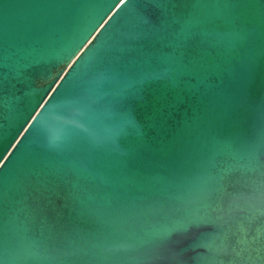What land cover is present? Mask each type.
Listing matches in <instances>:
<instances>
[{
  "label": "water",
  "instance_id": "95a60500",
  "mask_svg": "<svg viewBox=\"0 0 264 264\" xmlns=\"http://www.w3.org/2000/svg\"><path fill=\"white\" fill-rule=\"evenodd\" d=\"M0 264H264V0H0Z\"/></svg>",
  "mask_w": 264,
  "mask_h": 264
},
{
  "label": "snow or ice",
  "instance_id": "6c2138e0",
  "mask_svg": "<svg viewBox=\"0 0 264 264\" xmlns=\"http://www.w3.org/2000/svg\"><path fill=\"white\" fill-rule=\"evenodd\" d=\"M152 20L155 22V24L159 23V20L157 18H155V17H153Z\"/></svg>",
  "mask_w": 264,
  "mask_h": 264
}]
</instances>
